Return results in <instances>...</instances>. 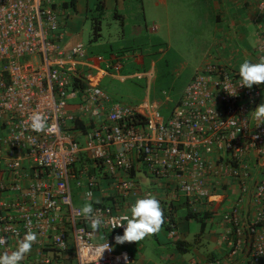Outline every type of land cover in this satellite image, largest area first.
I'll use <instances>...</instances> for the list:
<instances>
[{
    "label": "built area",
    "instance_id": "obj_1",
    "mask_svg": "<svg viewBox=\"0 0 264 264\" xmlns=\"http://www.w3.org/2000/svg\"><path fill=\"white\" fill-rule=\"evenodd\" d=\"M258 8L264 16V0ZM67 18L56 0H0V237L7 241L0 254L31 230L38 239L20 264H64L68 256L73 264H125V257L131 264L112 239L95 241L74 195L89 198L108 186L112 203L93 206L103 216L99 229L123 234L125 226L113 223H126L132 204L150 192L141 187L145 175L170 183L190 208L215 202L221 186L235 184L239 195L222 215L230 253L264 264V120L253 114L261 86H239V71L207 63L167 117L148 96L125 105L98 79L144 81L148 90L153 69L129 71L119 57L95 63L80 43L66 47ZM257 52L264 57V45ZM35 111L48 118L45 132L30 128ZM250 194L256 210L245 226L241 204ZM164 211L171 239L174 205Z\"/></svg>",
    "mask_w": 264,
    "mask_h": 264
},
{
    "label": "crops",
    "instance_id": "obj_2",
    "mask_svg": "<svg viewBox=\"0 0 264 264\" xmlns=\"http://www.w3.org/2000/svg\"><path fill=\"white\" fill-rule=\"evenodd\" d=\"M92 1L95 3V0ZM103 1L104 7L106 8L107 6L106 2L108 0H98L97 8L100 10ZM130 1L132 2L130 6H135L138 3V0ZM141 1L144 4L145 0ZM146 1H148L151 6L149 10L153 18H148V21L150 23L152 22V24L150 28L145 27V30H147L148 33L150 32L154 34L157 31V28L155 27L153 20H157V16L159 17V7L165 4V0ZM184 1L188 2V0ZM200 1L201 4L205 1L204 6L207 5V1L211 7L213 4L216 15L214 16L215 24L213 30L210 33H202L203 36H207V42L206 49L204 51L205 54L203 55L202 60L197 63V69L207 63H217L225 65L229 69L239 71L240 64L246 59L250 60L252 63L259 62L260 54L257 52V48L260 45H264V16L260 13L258 8V2L260 0ZM114 2H116V7H118V9H120L123 13L125 10L124 7L119 6L117 0ZM56 3L57 5H60L68 14L69 19H67L69 21L66 24L68 33L65 46L70 47L76 44L74 38L75 32L72 28L76 25L77 21L84 20V18H86V12L92 11L93 4H91L89 0H56ZM72 11H74L73 15ZM187 11V7L179 8L178 6H174L173 14L177 16L178 22H180L181 18ZM126 13L128 19L133 22L136 15L131 13L129 9ZM125 18L126 17L123 13V15L117 16V20H115V22L120 23L121 26H123ZM140 20L143 21L142 18ZM144 21H146V19H144ZM99 22V38L96 41H92L95 43L90 46V55L92 57L94 56L98 61H101L102 63L100 64H104L109 59L115 58V56L109 59V55L105 56V54H107V49L100 42V38L103 35L101 34V21L99 20ZM68 23L70 24L68 25ZM140 39V37H135L133 39H129V41H138ZM125 41V32L123 30L122 33L119 31L118 33L113 31L108 33L105 45L110 43L111 48H116V53L122 54V61L126 63L127 67L132 66L131 64H138L142 62V60L137 57L140 56L141 50L137 48L134 49L135 45L133 48L126 45L124 43ZM136 50H139V53H137ZM118 57L119 56H116V58ZM151 68L153 71L155 70L153 63L150 66V69ZM141 69L144 68L142 67ZM260 86L262 88L261 103H264V83L260 84ZM148 94L149 93H146V97ZM252 170H254L255 173L259 172V168L255 165ZM140 177L143 191L149 190L160 201L164 213L165 204L167 202H171L174 205L173 216L176 228L174 237L171 239L166 238V230L164 226H162L158 233L147 236L139 242H124L120 244L116 242L115 237L123 234L109 235L104 230L99 229L95 232V241L112 239L115 250L123 249L129 252L132 256L131 264H193L194 262L208 264H248L246 252L242 255H231V247L229 244L230 228L222 221V215L232 208L235 199L239 195V189L235 184L230 183L221 186L218 190L219 198L217 197L215 202H206L194 208H190L184 196L179 192H176L170 183H158L157 181L148 180L145 178V175ZM257 179L258 176H255V180ZM107 188L108 186L104 185L103 190L95 193L91 199L86 198L81 193L77 192L74 195V202L79 207H82L86 202L92 203L93 206L111 204L113 198L110 196L111 191H107ZM96 201H98V203ZM255 210L256 206L254 198L250 194L245 197L241 204V216L245 226L251 224V218L254 217ZM190 214L202 215L204 220L203 228H205L206 223H210L211 232L205 236L207 243L210 244L208 249L199 250L197 248V250H194L193 246H190V244L187 243L186 238H184L185 223L188 219H191L189 217ZM182 225L183 229L181 231ZM202 231L201 234L196 237V242H198V244H195L196 247H200L199 244L202 241L201 238L203 239ZM164 241L168 242L167 246L172 249V254L169 256H164L160 251L162 248L161 245H164L165 243ZM190 252L192 253V257L187 258L186 254ZM64 264H73L71 256H68V258L64 260Z\"/></svg>",
    "mask_w": 264,
    "mask_h": 264
},
{
    "label": "rangeland",
    "instance_id": "obj_3",
    "mask_svg": "<svg viewBox=\"0 0 264 264\" xmlns=\"http://www.w3.org/2000/svg\"><path fill=\"white\" fill-rule=\"evenodd\" d=\"M114 1L108 0L106 8L103 1L101 7L99 5L100 10L97 8L98 0H95V3L89 0L93 4L92 11L86 12V18L77 21L72 28L75 32V42L85 47L91 60L95 63H102L90 55V46L95 43L92 42L93 20L99 19L101 21V34L103 36L100 38V42L107 49L105 56L109 55L108 59L113 58L117 54L122 55L121 53H116V48H111L110 43L105 45L108 33L113 31L122 33L123 30L126 39L124 43L132 48L135 45L134 49H140V56L137 57L142 60L138 64H131L132 66H128L129 68L123 61L124 68L129 71L139 70L142 67L144 70H149L153 63L155 68L154 79L148 90L144 81L121 84L109 79H98L97 86L106 91L113 99L128 106L143 101L146 93H149V99H155L161 105L160 113L167 117L169 110L179 102L187 84L199 69H197V63L202 60L205 54L207 42V36H203L202 33H210L215 24L214 16L216 12L213 4L211 7L208 1L207 5L204 6L205 1L201 4L200 0H188V2L184 0H165V4L159 7V17L157 16V20H153L157 28V31L153 34L145 30V27L150 28L152 24V22L148 21V18H153L149 10L151 6L148 1L145 0L143 4L141 0H138L135 6H130L132 4L130 0H117L119 6L125 9L123 13L126 18L123 26L115 22L117 16L123 15V13L116 7V2ZM174 6L179 8L187 7L188 9L180 22H178L177 16L173 14ZM128 9L136 15L133 22L127 17L126 12ZM73 14L74 11H72ZM141 18L143 21L140 20ZM68 19L66 24L69 21ZM135 37H140L141 39L129 41V39ZM136 52L139 53V50H136ZM193 215L195 217H190L191 219H188L185 223L184 238H186L190 246H193L194 250H197V248L199 250L208 249L210 244L207 243L205 236L211 232L210 223H206L205 228H203L204 220L202 215ZM182 229L183 225L181 226V231ZM201 231L203 232V239L201 238L200 247H196L195 244H198L196 237L201 234ZM164 242L160 251L164 256H169L172 254V249L167 246L168 242ZM186 255L187 258L192 257L191 252Z\"/></svg>",
    "mask_w": 264,
    "mask_h": 264
},
{
    "label": "clouds",
    "instance_id": "obj_4",
    "mask_svg": "<svg viewBox=\"0 0 264 264\" xmlns=\"http://www.w3.org/2000/svg\"><path fill=\"white\" fill-rule=\"evenodd\" d=\"M116 56L121 58V55ZM239 76L241 79L239 86L251 88L254 84L260 85L264 83V57H261L259 62L256 63H252L247 59L244 60L239 66ZM98 113L99 110L94 114L98 115ZM253 114L255 119L264 120V103L258 105L253 111ZM28 119L30 121V128L34 132H45L49 128L48 118L43 112L35 111ZM87 196L91 199L92 193L88 192ZM96 202L98 203V201ZM97 212L98 210L94 211L93 204L90 202H86L78 212L79 215L89 221L90 227L93 231L99 230L103 224V216L102 214H97ZM130 213V217L125 216L123 218L126 223H113V228L125 226L123 235L115 237L117 243L139 242L147 236L158 233L164 224V212L161 203L150 192L143 198L137 199L135 203L132 204L130 207ZM37 239L36 232L31 230L27 231L23 238L18 240L15 250L10 252L5 251L0 254V264H20V261L31 252L32 246L37 242ZM6 243V239L0 237V245ZM108 247V244L104 246L101 249V254ZM99 257H97L96 261ZM125 264H127L126 257Z\"/></svg>",
    "mask_w": 264,
    "mask_h": 264
},
{
    "label": "trees",
    "instance_id": "obj_5",
    "mask_svg": "<svg viewBox=\"0 0 264 264\" xmlns=\"http://www.w3.org/2000/svg\"><path fill=\"white\" fill-rule=\"evenodd\" d=\"M99 20L94 19L93 20V28H92V41H96L99 38V31H100V27H99ZM76 128L79 130H84L82 126H80L79 123H75ZM189 217H195V215L190 214Z\"/></svg>",
    "mask_w": 264,
    "mask_h": 264
}]
</instances>
